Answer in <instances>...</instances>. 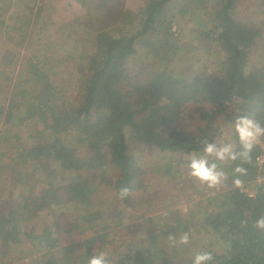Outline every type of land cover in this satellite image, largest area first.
Segmentation results:
<instances>
[{
  "label": "rangeland",
  "instance_id": "rangeland-1",
  "mask_svg": "<svg viewBox=\"0 0 264 264\" xmlns=\"http://www.w3.org/2000/svg\"><path fill=\"white\" fill-rule=\"evenodd\" d=\"M146 1L111 0L110 6L115 12L124 9L122 15L130 19L134 13L131 11H140ZM223 1L172 0L163 15L172 34L160 33L155 55L151 49L149 55L144 49L128 59L124 90L157 68L176 75L196 69L220 73L221 63L228 54L222 45L212 41L210 29L219 23L212 20ZM263 4L264 0H243L235 14L241 22L257 24L264 32ZM118 24L115 15L107 19L73 0H0V62H3L0 65V110L3 111L0 113V221L11 216L13 208L33 188L41 192L53 183L61 188L59 194L63 198L59 205L42 209L28 219L20 218L23 221L14 233L19 239L10 243L6 252L0 241V264H43L47 258L53 264H87L88 251L92 254L106 251L114 262L125 251L150 250V243L165 248L166 256L174 264H193L199 251L216 254L225 251L227 243L218 238L219 234L213 235L206 229L204 220L211 210H216L223 192L232 187L226 171L230 160L217 162L228 174L227 181L219 189H209L187 175L188 156L184 153L174 156L165 151L164 154L130 138L129 153L135 155L143 185L133 190L130 209L126 210L116 194L119 172L114 163L106 159L105 172L94 165L91 148L87 143L79 145L80 124L66 116H55L53 120L42 106L41 98L47 95L48 100L62 103L68 115H75L83 101L84 83L80 76L88 68L82 51L87 48L90 54L94 37L104 25L120 33ZM258 44L256 49L264 45V39ZM246 66L249 70L264 67V50L251 54ZM38 71L44 74L34 80ZM12 104L21 105L20 114L28 113L29 118H20L17 109L7 115ZM229 109H237V105H230ZM193 117L191 112L186 114L184 129L194 130ZM53 122L57 127L51 128ZM233 122H227L217 142L236 143L230 127ZM38 134H42L44 151L23 161L20 155L23 148L31 140L37 142ZM58 134L67 147L76 148L82 165L69 170L55 160L50 144ZM171 165L183 170L169 171ZM99 210L102 216L97 218ZM123 215H127L125 220L129 217L122 225L124 229L112 225L113 219L119 216L123 219ZM73 230L78 232L76 236L72 235ZM147 232L155 234L149 236ZM184 232L190 233L187 245L176 246L168 238L170 234L179 238Z\"/></svg>",
  "mask_w": 264,
  "mask_h": 264
},
{
  "label": "trees",
  "instance_id": "trees-1",
  "mask_svg": "<svg viewBox=\"0 0 264 264\" xmlns=\"http://www.w3.org/2000/svg\"><path fill=\"white\" fill-rule=\"evenodd\" d=\"M73 1L82 3L89 11L92 9L94 13L103 14L107 19L115 15L121 32H113L114 29H110L112 26L104 25L94 37V48L90 54L87 48L82 51V58L86 60L88 68L87 72L80 76L84 83L83 101L74 116L68 115L62 103L48 100L47 95L41 98L42 106L53 116V120L55 116H66L68 120L80 124L79 145L88 144L96 160L94 165L97 164L105 172L106 159L114 163L119 172L115 181L117 195L119 196L122 187L131 189L127 198L120 199L126 210L130 209L133 190L143 185L142 179L138 177L140 167L135 155L129 153L130 138L148 149H158L164 154L168 152L176 156L177 153H184L188 156L202 151L203 145L200 141L204 139L217 142L218 136L225 132L227 122L235 120L237 116L248 114L264 124V67L256 66L249 70L246 66L251 54L264 50V45L256 49L258 43L264 39V32L257 24L243 23L237 18L235 10L243 0H224L223 6L216 10L212 20L219 21L210 29L213 33L212 41L222 45L228 54V58L221 63L220 73L200 72L196 69L176 75L173 71L157 68L152 70L148 77L129 84L127 91L123 87L127 78L128 59L144 49L148 55L152 53L149 49L153 51L152 55H155V44L159 42L160 33H171L172 28L166 25L163 15L165 7L169 6L172 0H147L140 11H131L134 13L132 17H128L130 19L122 15L124 9L115 12L110 6L111 0ZM36 73L34 80L44 74L41 71ZM38 92L42 94L40 89ZM233 104L237 105V109H229ZM21 108L19 104H12L7 115L17 109L20 118L28 119V113L20 114ZM189 112L194 114L192 123L195 126L192 131L184 129L186 125L183 127ZM0 113L3 111L0 110ZM220 114H224V117ZM230 114L234 115L233 119ZM53 127H57L54 122L51 128ZM37 136V142L31 140L25 149L23 148L20 154L23 161L26 162L30 157H36L44 151L42 134ZM232 137L236 142V150H239L238 136L232 133ZM63 141L58 134L50 144L55 160L62 168L69 170L82 165L76 156V148L67 147ZM259 151L260 146L257 145L252 151V162L242 165L247 169V175L239 176L242 182H250L256 175L254 157ZM185 162L187 164V159ZM239 164H242V161H230L226 165L232 187L223 192L216 210H211L204 220L206 229H210L213 235L219 234L218 238L227 243L225 251L220 254L210 251L217 261L213 259L208 264H264V231L253 227L254 222L264 215V193L257 191L256 195L251 197L233 186V170ZM219 166L222 167L221 164ZM174 170L180 173L183 169L171 165L169 171ZM60 190L61 188L53 183H49L41 192L33 188L22 202L13 208L11 216L1 219L0 241L1 245L6 247L4 252L10 243L19 239L14 233L23 221L20 218L26 216L25 219H28L42 209L59 205L63 200L59 194ZM79 191L76 192L77 195ZM96 216L99 218L102 212L99 210ZM120 216L113 219V222L117 227L124 229L122 225L129 217L125 220L127 215H123V219ZM149 220L152 221L153 218ZM242 221H247V224ZM154 234L155 232H147L149 236ZM149 245L150 250L125 251L118 260L111 261V264H174L171 258L166 256L165 248L159 247L158 244ZM91 255L88 251L87 256ZM43 264L53 263L47 258Z\"/></svg>",
  "mask_w": 264,
  "mask_h": 264
},
{
  "label": "clouds",
  "instance_id": "clouds-1",
  "mask_svg": "<svg viewBox=\"0 0 264 264\" xmlns=\"http://www.w3.org/2000/svg\"><path fill=\"white\" fill-rule=\"evenodd\" d=\"M230 127L238 136L239 150H236V145L231 141L216 142L204 139L200 141L203 145L202 151L191 153L187 157V175L206 184L209 189H219L227 181L228 174L217 162L229 160L242 161V164L237 165L233 170V186L241 188L243 182L239 176L247 175V169L242 165L252 162V151L264 138V124L248 114L237 116ZM257 162H260L259 157H257ZM130 194L131 189L129 187H122L119 191V198L123 200ZM242 223L246 225L247 221H242ZM253 227L264 231V215H261L254 222ZM168 238L176 246L187 245L190 242V233L184 232L179 238L170 234ZM212 260L211 252L199 251L194 255L193 264H208ZM87 264H111V261L106 251H99L89 256Z\"/></svg>",
  "mask_w": 264,
  "mask_h": 264
},
{
  "label": "built area",
  "instance_id": "built-area-1",
  "mask_svg": "<svg viewBox=\"0 0 264 264\" xmlns=\"http://www.w3.org/2000/svg\"><path fill=\"white\" fill-rule=\"evenodd\" d=\"M260 146V151L257 153L255 158L256 162V175L253 180L247 183H243L240 188L242 192L247 193L249 196H255L257 191H262L264 193V140L258 144ZM257 157L260 158V162H257ZM250 186H255L253 189Z\"/></svg>",
  "mask_w": 264,
  "mask_h": 264
},
{
  "label": "crops",
  "instance_id": "crops-1",
  "mask_svg": "<svg viewBox=\"0 0 264 264\" xmlns=\"http://www.w3.org/2000/svg\"><path fill=\"white\" fill-rule=\"evenodd\" d=\"M0 63H1L0 65H2L3 62H0ZM0 71H1V70H0ZM116 194H117V193H116ZM112 225H115V224H112ZM77 234H78V232H76L75 230H73V234H72V235H73V236H76Z\"/></svg>",
  "mask_w": 264,
  "mask_h": 264
}]
</instances>
